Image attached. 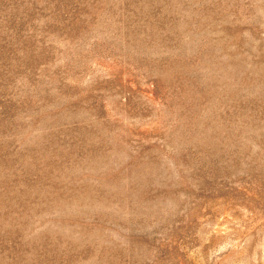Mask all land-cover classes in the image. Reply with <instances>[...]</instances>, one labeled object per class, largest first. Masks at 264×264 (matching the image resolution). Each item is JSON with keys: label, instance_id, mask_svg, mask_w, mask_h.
<instances>
[{"label": "rangeland", "instance_id": "1", "mask_svg": "<svg viewBox=\"0 0 264 264\" xmlns=\"http://www.w3.org/2000/svg\"><path fill=\"white\" fill-rule=\"evenodd\" d=\"M0 264H264V0H0Z\"/></svg>", "mask_w": 264, "mask_h": 264}]
</instances>
